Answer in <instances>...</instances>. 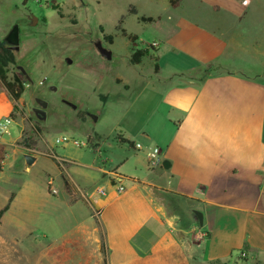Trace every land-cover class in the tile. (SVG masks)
<instances>
[{"label":"crops","instance_id":"obj_1","mask_svg":"<svg viewBox=\"0 0 264 264\" xmlns=\"http://www.w3.org/2000/svg\"><path fill=\"white\" fill-rule=\"evenodd\" d=\"M170 8L153 41L155 81L147 83L141 59L130 64L139 68L133 79L116 84L154 96L153 128L120 137L141 150L113 163L101 158L98 136L97 160L83 161L82 187L75 180L71 187L55 163L47 168V186L62 178L68 210L83 206V226L47 249L49 264L264 262V0H182ZM15 105L0 91V119ZM13 143L0 141V180L19 187L6 192L0 209L12 200L2 221L20 200L30 167L7 173ZM151 146L162 159L153 169L146 160ZM129 163L132 172L124 171ZM193 211L202 213L201 227Z\"/></svg>","mask_w":264,"mask_h":264},{"label":"rangeland","instance_id":"obj_2","mask_svg":"<svg viewBox=\"0 0 264 264\" xmlns=\"http://www.w3.org/2000/svg\"><path fill=\"white\" fill-rule=\"evenodd\" d=\"M130 7L136 15L128 13ZM171 12L167 0H0V42H5L13 26L19 29V49L13 50L15 64L8 67L6 76L10 79L22 69L26 78L10 116L13 122L1 140L9 146L20 137L8 150L13 165L4 167L7 173L26 170L24 156L37 157L23 177L26 185L20 200L4 221L0 218V250H10L0 254V264H49L47 249L63 244L68 233L83 226V206L68 210L61 197L63 186L57 182L60 176L52 185L57 195L49 193L46 173L50 163H55L71 187H75L73 180L82 187L83 161L94 162L99 151L101 158L117 163L134 154L119 141L121 136L153 128L154 119L148 118L154 96L147 98L141 89L123 91L116 85L119 77L132 80L139 69L130 65L131 45L121 31L136 35L137 48H145L163 34L162 19ZM139 17L156 21L143 23ZM99 42L111 53L110 60L99 54ZM142 61L147 83L155 81L153 62L147 57ZM0 91H4L2 86ZM37 99L47 102L44 121L33 112L39 108ZM94 134L101 138L98 151L89 143L86 147L72 143H87V136ZM61 135L70 142L56 144ZM3 151L0 148V167ZM51 154L65 162L62 167L48 157ZM131 169L129 163L124 171ZM18 188L15 182L0 180V205L9 195L6 192Z\"/></svg>","mask_w":264,"mask_h":264},{"label":"trees","instance_id":"obj_3","mask_svg":"<svg viewBox=\"0 0 264 264\" xmlns=\"http://www.w3.org/2000/svg\"><path fill=\"white\" fill-rule=\"evenodd\" d=\"M182 0H168L170 7L175 8L179 5ZM128 13L131 15H136V11L134 8L130 7ZM139 22L143 23H151L153 19L151 17H139L137 19ZM122 35L126 37L131 45V56H130V64L137 65L141 62V59L147 57L150 61L153 62L154 72H158V57H152L150 51L156 52V48L151 44L147 45L145 48H137L138 45L136 41L138 40L136 35L126 34L125 30H122ZM15 64V57L13 54V49H11L6 42H0V86L3 87L4 92L13 100L17 102L21 94L23 92V86L26 84V78L22 72H14L10 79L7 78L6 72L8 67L13 66ZM99 141V137L94 134L93 137L87 136V142L91 146H96ZM121 143L127 144L130 148L133 149V143L127 141L125 139L119 138ZM1 171V167H0ZM12 200V196L9 198L7 204L0 209V218L6 213L9 209L10 202Z\"/></svg>","mask_w":264,"mask_h":264},{"label":"built area","instance_id":"obj_4","mask_svg":"<svg viewBox=\"0 0 264 264\" xmlns=\"http://www.w3.org/2000/svg\"><path fill=\"white\" fill-rule=\"evenodd\" d=\"M151 45L153 47L156 48L157 44L156 43H151ZM12 119L11 117H6V118H3V119H0V141L2 140V137L3 135L7 134L8 132V127L11 125L12 123ZM71 139H68L67 137H65L64 135H61V136H58L56 139H55V143L56 144H68L70 142ZM73 145L77 146V147H86L88 146V142L85 143H80L78 141H72ZM134 148L136 150H141V146L139 144H136L134 146ZM51 158H53L55 161H57L59 164H62L63 161L58 159L54 154H51L50 155ZM146 160H147V166L149 167V169H153L155 167H157L162 159H161V151L158 147H151L149 148L147 151H146ZM113 176V179L115 181V184H118L119 185V188L118 190L121 192L123 191V188L122 186L120 185V180L118 179V176L115 175V174H111ZM53 185V181L49 180L48 181V187H49V193L52 195V196H55L57 195V191L56 189H54L52 187Z\"/></svg>","mask_w":264,"mask_h":264},{"label":"water","instance_id":"obj_5","mask_svg":"<svg viewBox=\"0 0 264 264\" xmlns=\"http://www.w3.org/2000/svg\"><path fill=\"white\" fill-rule=\"evenodd\" d=\"M34 25H35V21H34ZM5 42L6 44L13 49L14 51H18L19 49V29L18 26L15 25L13 26V28L11 29V31L8 33V35L5 38ZM97 50L99 52V54L107 60H110L111 58V53L104 49L101 46V43H97L96 44ZM70 62V61H68ZM21 71L23 72V70L21 69ZM36 103L39 105L38 109H34V115L36 116L37 119L44 121L46 116H45V108L47 107V102L41 99H37ZM36 158L30 155H25L24 156V162L27 166H31L34 162H35ZM193 220L195 221V223H197L199 225V227L202 226L203 223V216L202 213L198 212V211H193Z\"/></svg>","mask_w":264,"mask_h":264}]
</instances>
